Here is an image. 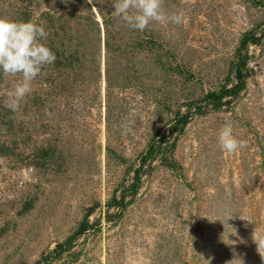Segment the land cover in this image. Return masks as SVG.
<instances>
[{"label": "rangeland", "instance_id": "obj_1", "mask_svg": "<svg viewBox=\"0 0 264 264\" xmlns=\"http://www.w3.org/2000/svg\"><path fill=\"white\" fill-rule=\"evenodd\" d=\"M164 8L187 23L0 0L57 57L17 113L0 70V264H264V0Z\"/></svg>", "mask_w": 264, "mask_h": 264}, {"label": "clouds", "instance_id": "obj_2", "mask_svg": "<svg viewBox=\"0 0 264 264\" xmlns=\"http://www.w3.org/2000/svg\"><path fill=\"white\" fill-rule=\"evenodd\" d=\"M113 7V16L121 18L131 29L140 32H144L153 22L161 25L187 23L184 11L168 14L164 0H113ZM48 35L49 32L43 26L31 21L16 22L0 18V70L5 77L21 78L7 93L5 100L6 107L13 113L21 110L22 102L32 92V83L42 69L53 65L57 59L55 53L40 42L41 39H47ZM218 143L227 154H236L245 147V142L234 136L230 122L220 131ZM224 213L232 215L228 205L224 206Z\"/></svg>", "mask_w": 264, "mask_h": 264}]
</instances>
